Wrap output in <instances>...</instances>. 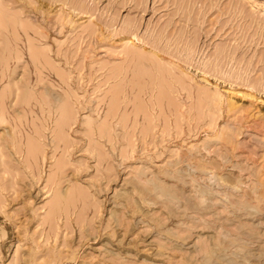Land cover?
Masks as SVG:
<instances>
[{"label":"rangeland","instance_id":"374dc122","mask_svg":"<svg viewBox=\"0 0 264 264\" xmlns=\"http://www.w3.org/2000/svg\"><path fill=\"white\" fill-rule=\"evenodd\" d=\"M0 264H264V0H0Z\"/></svg>","mask_w":264,"mask_h":264},{"label":"bare ground","instance_id":"6f19581e","mask_svg":"<svg viewBox=\"0 0 264 264\" xmlns=\"http://www.w3.org/2000/svg\"><path fill=\"white\" fill-rule=\"evenodd\" d=\"M146 183V182H145ZM154 183V182H153ZM159 193V192H158ZM255 203V202H254ZM246 207V206H245ZM250 211V210H249Z\"/></svg>","mask_w":264,"mask_h":264}]
</instances>
